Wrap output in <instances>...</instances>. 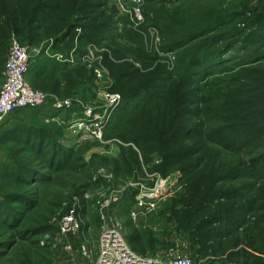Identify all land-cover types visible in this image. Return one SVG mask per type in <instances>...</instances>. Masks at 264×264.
Returning a JSON list of instances; mask_svg holds the SVG:
<instances>
[{
  "label": "rangeland",
  "instance_id": "1",
  "mask_svg": "<svg viewBox=\"0 0 264 264\" xmlns=\"http://www.w3.org/2000/svg\"><path fill=\"white\" fill-rule=\"evenodd\" d=\"M8 6L26 22L11 38L29 46L31 84L75 109L24 110L0 128V264H93L107 224L144 257L176 251L193 264H226L256 251L253 228L264 225L258 213L248 224L242 208L264 191V131L232 152L209 134L225 128L217 110L231 91L264 125L262 73L236 81L243 70L264 72V37L255 36L264 0H0L2 13ZM177 13L183 24L164 22ZM110 94L121 103L102 139L81 142L69 120L103 113ZM162 180L154 209L130 200ZM73 208L80 230L64 235ZM223 224L238 240L224 255L214 238Z\"/></svg>",
  "mask_w": 264,
  "mask_h": 264
},
{
  "label": "built area",
  "instance_id": "2",
  "mask_svg": "<svg viewBox=\"0 0 264 264\" xmlns=\"http://www.w3.org/2000/svg\"><path fill=\"white\" fill-rule=\"evenodd\" d=\"M137 17L140 18V15ZM58 58L61 62H73L68 61V58L64 56ZM31 61L29 46L23 45L13 36L5 65V81L0 89V128L12 116L24 110L49 108L55 112H72L75 109L73 100L59 99L55 95L47 94L31 85L27 78ZM107 98L106 108H109L106 111L103 108V113L87 109L79 117L69 120V130H76L81 142L102 139V131L108 123L113 108L121 103L119 95L110 94ZM111 107L113 108L109 110ZM166 186V181L162 180L156 183L149 192L141 191L135 197L136 207L147 208V210L154 209L156 200L165 193ZM113 202L108 200L103 205V209L108 211L114 204ZM132 216L135 219L136 212L132 213ZM106 219L107 223H110L109 218L106 217ZM79 230L76 210L73 208L63 219L62 233L64 235L75 234ZM175 252L173 251L171 257L168 258L141 256L130 248L119 228L107 224L100 236L98 257L93 264H193L190 257L180 256ZM83 255L85 258H91L88 251H83Z\"/></svg>",
  "mask_w": 264,
  "mask_h": 264
},
{
  "label": "trees",
  "instance_id": "3",
  "mask_svg": "<svg viewBox=\"0 0 264 264\" xmlns=\"http://www.w3.org/2000/svg\"><path fill=\"white\" fill-rule=\"evenodd\" d=\"M9 9L10 6L7 7L6 9L7 11L5 10L4 13L0 11V14L4 16L3 18L6 19L4 23L6 25L4 26L8 27V33L2 30L0 31L1 34L5 33L6 38L8 39L7 45L10 47L11 35L17 32H21L20 27H18L17 25L18 24L26 25V22L24 21V19L23 21L21 20L22 17L19 15L17 11H12L10 14V12H8ZM165 20L166 21L164 22L167 23L171 22L173 28H175V26L177 27L178 25L184 23V20L183 21L180 20L178 13L167 17ZM12 29H14V32H11ZM39 29L41 30L43 28H39ZM26 30L29 31V34L32 33L30 28L28 29L26 28ZM26 30L25 31L23 30V32H26ZM87 30L95 31L96 28L93 26H88ZM166 30H169V28L166 27ZM171 31H169L170 34H172ZM125 32H127V35L128 33L129 34L133 33L131 29L129 30L127 29ZM134 34L137 36V33L134 32ZM255 36L256 38L258 37L263 38L264 33H261L260 35L257 33L255 34ZM89 37L93 38V35L89 34ZM95 37L96 36H94V38ZM6 61H7V57L4 60V65H6ZM198 63H199L198 61L191 62V65L196 67L200 65ZM259 73H262L260 81L264 82V72H259L257 70H243L242 72H239L238 76H236L238 77L236 78V81H240L241 79L245 80L247 78L251 79L252 77H254V75H258ZM256 81H259V78H257ZM241 97H243V95L240 94L238 91H231L226 95L225 102L217 110V113H219L220 116L224 119L226 126L221 130H215L214 132H211L209 134L210 142L219 145L228 152L237 151L239 149L247 147L250 144V142L256 141L260 137V134L264 131V125L253 122L249 118L244 103H242L243 99ZM139 108H140L139 110H141V106H139ZM38 110H43V109H38ZM125 110L128 109L126 108ZM139 110H136V115H139V113L143 111V110L141 111ZM130 114H133V112H129L127 115ZM162 146L165 147L166 145H162ZM254 169L259 170L260 168L256 167ZM257 196H258L257 199L259 201V204L257 206H252V205L244 206L242 208V214H244L248 224H250V222H252L253 219L252 216L258 213L259 216L256 219L258 220V222L256 223L257 224L260 223L261 225H264V191L259 192ZM130 200L134 201L135 204V195L131 196ZM253 229L257 232L259 231L257 234H254L257 239L256 251L253 253L251 252V253H246L244 255H240L239 259L233 263L232 261L231 262L229 261V258H226L227 260L226 264H264V231L260 229L258 230V228H253ZM214 238L218 239V242L216 243L219 247V253L223 255L230 253L233 250V248L236 247L238 244V240L235 238L234 229L230 228L227 224H223V226H220Z\"/></svg>",
  "mask_w": 264,
  "mask_h": 264
},
{
  "label": "crops",
  "instance_id": "4",
  "mask_svg": "<svg viewBox=\"0 0 264 264\" xmlns=\"http://www.w3.org/2000/svg\"><path fill=\"white\" fill-rule=\"evenodd\" d=\"M7 41H8V39L6 38L5 33L1 34V31H0V66H3L4 67L3 70H2V72H1V74H0L1 75L2 85H3L4 81H5V75H4V73H5V65H4V60L6 59L7 53H8L7 52V48H8ZM5 48H6V52L4 53ZM59 67H60V65H59ZM30 68H31V65H30ZM30 68H29L28 75H27V78H28V81L29 82H30V79H29ZM2 85L0 86V88H2Z\"/></svg>",
  "mask_w": 264,
  "mask_h": 264
}]
</instances>
